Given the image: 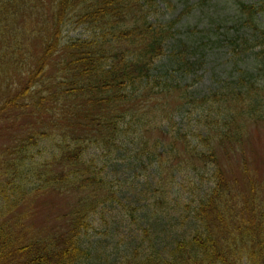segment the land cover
I'll return each instance as SVG.
<instances>
[{
    "label": "trees",
    "instance_id": "obj_1",
    "mask_svg": "<svg viewBox=\"0 0 264 264\" xmlns=\"http://www.w3.org/2000/svg\"><path fill=\"white\" fill-rule=\"evenodd\" d=\"M168 4L0 0V135L12 137L0 153V264H99L87 240L101 212L121 201L90 151H103L110 164L126 145L159 180L171 168L172 178L194 174L188 191L205 177L209 185L193 205L159 195L154 185L149 203L125 206L153 247L136 255V264H264V180L243 165L242 181H232L220 157L222 151L230 164L250 126L264 125V0H231L245 30L232 40L243 61L236 65L247 61V68L228 90L203 96L174 80V73L193 75L203 64L187 45L170 43L178 21H157ZM164 58L176 70L162 73ZM174 121L181 130L171 138L170 128L166 138L149 137ZM55 196L69 199L66 212L37 228L31 203ZM184 218L194 226L182 233ZM173 219L180 224H171L162 247L167 237L158 221Z\"/></svg>",
    "mask_w": 264,
    "mask_h": 264
},
{
    "label": "rangeland",
    "instance_id": "obj_2",
    "mask_svg": "<svg viewBox=\"0 0 264 264\" xmlns=\"http://www.w3.org/2000/svg\"><path fill=\"white\" fill-rule=\"evenodd\" d=\"M247 1V0H246ZM250 1V0H248ZM162 12L158 14L156 19L162 24H168L178 21L174 27V37L171 44L187 45L190 49L189 55L194 53V59L203 67L193 75H183L182 73H174V80L178 77L183 84L192 86L193 94L203 96L216 89L228 90L232 86L230 83L233 77L240 76L242 69L247 68L245 65H236L243 62L241 56H237L233 50L232 40L236 37L243 36L245 30H241L239 24L240 15L236 9L231 6V0H169L168 8L165 10L163 5L160 6ZM29 15L21 17L20 23H26ZM81 31H78L80 33ZM38 43V42H36ZM35 43V44H36ZM169 51L166 52V55ZM165 55V57H167ZM244 59V57H243ZM174 68V69H173ZM175 62L168 58H164L160 64L162 73L168 70H176ZM242 68V69H240ZM167 70V71H166ZM190 84V85H189ZM232 88V87H231ZM178 98L176 95L169 101V108L174 110L178 106ZM178 110V109H177ZM178 110V113H180ZM45 122L50 123L49 117H45ZM4 125H0V130ZM171 133L179 132L180 125L177 121L168 125H162L150 132L151 138H163V132ZM1 133L0 135V153L5 146L12 140L10 132ZM9 136V137H8ZM168 137V136H167ZM168 139V138H167ZM132 147L126 145L122 152L115 155L112 163L104 164V152L97 148L90 151L93 161L104 168L105 173L109 175L114 188L118 190V197L121 203H115L109 208L101 212L103 217H99L95 221L96 234L101 237L97 238L92 235L87 242L94 247V260L99 264H136L135 258L146 253L148 249L153 247L149 244L148 239L141 238L143 223H134L127 217V209L125 206H136L140 208L150 202L154 185L158 188L159 195L165 196L169 200L178 199L179 204L189 205L197 203L208 191V177H205L204 184H198V190L188 191L194 180L190 179L193 173H180L172 178L171 174L175 169L169 168L163 171L164 178L159 180V175L148 167L145 171L138 163L133 161L134 153ZM220 155V154H219ZM222 160L226 168L225 172L232 181H242L243 165H246L256 175L259 180H264V125H252L249 128L248 136L245 140L244 150L237 155H233L229 164L225 154L221 151ZM38 159V157H36ZM145 164L146 161L142 160ZM229 166V167H228ZM244 167V168H245ZM175 181H173L171 178ZM238 178V179H236ZM207 182V183H206ZM175 189L181 193L177 194ZM69 199L62 197H49L34 200L31 205L32 221L37 228L52 226L58 222L59 217L66 212V205ZM185 208L184 211L185 212ZM181 215L185 216V213ZM191 221V220H190ZM187 218L183 219V224L188 222L182 230V233L189 231L194 225ZM171 224H180L173 219L169 224L158 221L159 229L165 230V242L162 247L168 245L170 241ZM143 242L141 245H139ZM130 262L129 260L132 258Z\"/></svg>",
    "mask_w": 264,
    "mask_h": 264
}]
</instances>
